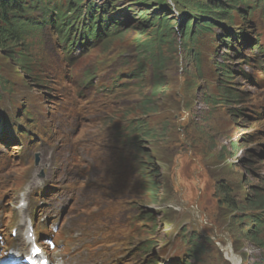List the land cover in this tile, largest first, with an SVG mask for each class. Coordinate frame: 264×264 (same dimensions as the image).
<instances>
[{
  "label": "rangeland",
  "instance_id": "obj_1",
  "mask_svg": "<svg viewBox=\"0 0 264 264\" xmlns=\"http://www.w3.org/2000/svg\"><path fill=\"white\" fill-rule=\"evenodd\" d=\"M114 1L115 5L103 13L115 17L123 25V32L84 57L83 64L101 59L93 65L94 72L90 76L107 67L110 62L107 55L112 53L111 50L121 54L119 65L131 63L130 58H135L136 62L142 61L139 57L143 62L146 59L150 61L149 50L141 43L149 38L150 31L144 27L145 32L138 33L134 16V11H146L144 5L155 3L156 10L167 8L171 15L170 23L176 27L175 43L168 44L165 39L158 43L164 52L165 73L161 74V78L155 79V76L153 80V70L148 63H143L138 74L141 93L150 97L147 108L143 110L142 105L136 106L119 112L110 120L113 123L127 116L145 123L141 145L147 157L143 170L149 172L152 179L154 201H139L138 206L143 213L151 212L155 217L157 228L153 234L156 243H162L173 232L183 229V236L195 232L194 241L203 256L202 264H259L261 254L250 249L251 242L246 238L247 213H234L225 205L218 204L215 195L219 180H223L230 189L234 201H243L242 205H247V199H252L255 191L264 193V110L259 117L257 114V120H254L253 113L256 107L264 106V92L240 77L235 51L218 42L217 37H224L222 26L225 23L215 22L212 32L183 44L178 25L181 11L175 6L176 0ZM25 3L29 5L30 1L25 0ZM52 3L58 4L59 0ZM236 9L245 16V13L242 14L245 9L239 6ZM40 16L35 13L33 19ZM21 18L27 19L28 16ZM241 18L235 16L237 21ZM237 21L235 25H238ZM241 30L248 31L245 28ZM135 39L141 43L139 52L133 49ZM24 48V43H8V49L0 51V82L6 89L3 91L0 88V94L17 99L31 97L43 102L39 96L41 87H38L37 77L43 82L45 78L36 67L26 71L18 63L19 53ZM9 50L11 55H8ZM244 70L249 73L248 68ZM228 76H231L230 79H227ZM151 82L155 83L154 91L159 90L155 97L149 93ZM144 112L150 114L142 118ZM1 124L0 115V128ZM93 133L86 126L77 131L81 138ZM38 153L40 164L30 170V178L47 168L46 176L50 174V150L41 148ZM29 156L33 158V154ZM93 198L94 193L87 190L86 195L68 210L66 207L71 204L70 201L56 199L46 220L54 225L63 220L66 224L82 222L88 214L79 212L85 206L89 208ZM189 209L198 210L197 215L192 213L190 217ZM231 258H235L234 263L227 260Z\"/></svg>",
  "mask_w": 264,
  "mask_h": 264
},
{
  "label": "trees",
  "instance_id": "obj_2",
  "mask_svg": "<svg viewBox=\"0 0 264 264\" xmlns=\"http://www.w3.org/2000/svg\"><path fill=\"white\" fill-rule=\"evenodd\" d=\"M30 3L27 5L25 0H0V51L8 49V43L14 45L23 44V32L31 27L29 24V19L21 18L23 16L31 17L33 15V10L36 9L40 4L41 0H29ZM53 0H44L42 2V9H44L43 14L45 15L46 23L52 27L53 30L61 31L65 27V22L67 21L68 12L76 10L75 17H80L82 11H84L83 20L81 25L85 27L83 32L84 42L92 45L100 38L106 36L103 25L114 24L117 25L118 20L115 17L104 20L103 12L109 8L113 7L114 3L112 0H93L89 1L87 4H83L82 0H59L58 4L52 3ZM115 2V1H114ZM37 3V5H35ZM178 11H181L180 29L182 43L185 44L186 41L196 40L199 36L212 32L214 26V21H224L229 25H232V20L235 16L242 17L238 9V6L245 10H250L249 16L252 17L257 11H260L262 19L264 21V0H176ZM31 5H35L31 8ZM55 9H54V8ZM65 7V9H64ZM146 11H134V16L137 20L138 33L145 32L144 27H147L150 31L149 38H145L144 43L149 52L152 54L153 50L160 48L159 42L163 39L167 41L168 44L175 43V33L174 26L170 23V12L166 9L156 10V4L152 3L150 5H144ZM52 15L47 17L46 11L49 10ZM57 9V10H56ZM180 9V10H179ZM188 9V10H187ZM242 11L243 12L245 11ZM130 14L128 11H126ZM190 17V18H189ZM87 21V23L84 22ZM61 21V26L57 22ZM229 22V23H228ZM121 25L114 29L109 35L119 36L122 34L120 29ZM242 39L246 40L244 34ZM229 39V38H228ZM64 45H70L71 43L65 38H63ZM100 41V40H99ZM74 48H61L62 52L72 51ZM11 54L10 50L7 51ZM20 60L19 64L28 69L30 66L29 62L26 61L29 58L28 53H19ZM10 57V56H9ZM159 60L156 59V63ZM156 66V65H155ZM156 72V71H153ZM140 71H136L138 75ZM157 73H159L157 71ZM159 73L158 76L160 77ZM227 79H230L228 76ZM154 80V77H153ZM227 84H231L226 82ZM147 104H144L145 107ZM138 124H142L138 120ZM217 195H215L216 202L220 205H225L226 207L233 210V212L241 211L247 213V234L246 238L251 242V245L256 247L261 251V258L259 257V264H264V220L260 217L264 216V193L255 191L252 199H247V205H242L237 200H233L231 196L230 189L224 184L223 180H219L216 183ZM258 189V188H257ZM247 208V211L244 209ZM245 218V217H244ZM195 234L192 233L188 240L195 239Z\"/></svg>",
  "mask_w": 264,
  "mask_h": 264
},
{
  "label": "bare ground",
  "instance_id": "obj_3",
  "mask_svg": "<svg viewBox=\"0 0 264 264\" xmlns=\"http://www.w3.org/2000/svg\"><path fill=\"white\" fill-rule=\"evenodd\" d=\"M84 4V3H83ZM57 10V9H56ZM47 13V17H49V15H52V12L50 11V9L49 10H47L46 11ZM70 12V11H69ZM70 15H72V13L70 14ZM84 22L85 23H87V21L86 20H84ZM57 24L59 25V26H61L62 24H61V21L60 22H57ZM72 24H74L76 27H77V25H78V22H76V21H74V20H72ZM65 29V28H64ZM106 33H108V31H105ZM24 34V37L25 38H30L29 37V35L28 34H25V33H23ZM75 36H78V37H80L81 35H82V33H75L74 34ZM92 48H95V45H93L92 46ZM233 48V47H232ZM82 56H83V58L80 60V61H77L78 63H80V64H83V59H84V57L86 56L85 54H83V53H81V52H79ZM236 57V56H235ZM65 61H67V60H65ZM64 62V61H63ZM62 62V63H63ZM239 62V61H238ZM255 62V61H254ZM235 63V62H234ZM61 63H59L58 64V67H59V65H60ZM86 64H88V63H86ZM85 64V65H86ZM242 64V67H240L239 69H238V73H240V74H244L245 72H246V70H244V69H247V65H246V63L244 62V63H241ZM246 67V68H245ZM248 69H249V67H248ZM138 71V70H137ZM140 80V79H139ZM47 88H49V87H47ZM253 113H254V120H257L258 119V117H257V114L259 115V111H257V110H253ZM248 117H250V116H247V118ZM252 118V117H251ZM139 154H141V155H144V150H143V148L141 147L140 149H139ZM144 159H145V156H144ZM144 171V170H143ZM145 172V171H144ZM144 186H145V189H147V190H150V191H152V186H151V184H150V182L148 181V180H144ZM138 198H139V201H144V200H147L148 201V203H149V201L150 200H152V195H150V196H144V197H135L134 198V201H136V200H138ZM149 198V199H148ZM136 206H138V205H135V207ZM139 207V206H138ZM138 210L139 211H141V209H140V207L138 208ZM230 262H232V263H234L235 262V258H231L230 259Z\"/></svg>",
  "mask_w": 264,
  "mask_h": 264
},
{
  "label": "snow or ice",
  "instance_id": "obj_4",
  "mask_svg": "<svg viewBox=\"0 0 264 264\" xmlns=\"http://www.w3.org/2000/svg\"><path fill=\"white\" fill-rule=\"evenodd\" d=\"M35 251H36V253H39L40 249L39 248H36Z\"/></svg>",
  "mask_w": 264,
  "mask_h": 264
}]
</instances>
